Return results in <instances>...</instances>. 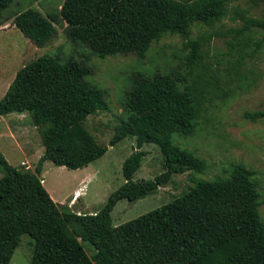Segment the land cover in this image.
<instances>
[{"label":"trees","instance_id":"trees-1","mask_svg":"<svg viewBox=\"0 0 264 264\" xmlns=\"http://www.w3.org/2000/svg\"><path fill=\"white\" fill-rule=\"evenodd\" d=\"M12 0H0V25L8 18L35 46L47 43L56 20L64 34L96 57L143 56L164 34L184 38V65L201 57L199 39L189 38L194 22L210 23L224 13L225 0H62L57 12L42 15L27 7L4 16ZM264 31V20L245 29ZM89 68L71 56L41 55L19 67L0 97V115L26 113L43 147L34 169H17L0 153V264H8L21 234L32 240L28 264H264V222L252 172L232 164L226 177L193 181L180 196L122 223L110 212L120 199L152 194L173 174L201 172L204 162L170 144L172 134L190 135L203 96L198 83L180 72H133L122 91V112L113 115L108 145L126 136L134 148L121 164L124 181L93 213H76L52 201L41 184L44 161L76 169L102 155L82 124L86 115L108 110L104 92L87 82ZM204 89V88H203ZM251 120L264 111L244 112ZM145 142L158 146L162 170L132 180ZM85 242L91 248L87 253Z\"/></svg>","mask_w":264,"mask_h":264},{"label":"rangeland","instance_id":"rangeland-1","mask_svg":"<svg viewBox=\"0 0 264 264\" xmlns=\"http://www.w3.org/2000/svg\"><path fill=\"white\" fill-rule=\"evenodd\" d=\"M61 1L12 0L4 16L27 7L37 9L42 15L55 14ZM223 9L218 20L190 25L189 38L199 39L201 44V57L191 67L184 65L185 40L177 34H164L151 41L143 56L126 53L99 58L86 46L70 41L64 34V24L58 20L52 23L54 34L50 40L39 47L19 32L11 18L1 24L0 97L15 71L26 62L41 55L61 60L71 56L89 68L85 80L103 90L108 104V110L88 114L82 120L94 139L107 147L105 152L85 168L67 169L45 161L46 171L39 174L44 179L42 185L56 194L69 192L80 170L86 169L83 170L88 172L83 180V212L98 210L107 195L123 183L121 164L134 148L132 136L107 144L113 115L122 112V91L129 76L135 71L180 72L186 74L188 83L196 80L195 84L202 86L197 94L204 99L198 102L199 114L193 132L188 136L172 134L170 144L201 159L204 168L201 172L186 170L173 174L152 194L134 201L118 200L110 212L111 223H122L180 196L193 181L226 177L232 164L243 165L252 172L251 179L256 182L259 195L258 212L264 222V116L251 120L243 115L264 111V31L256 26L242 27L249 25L250 19L264 20V0H225ZM18 144L24 149L38 146L36 128L26 113L0 115V153L8 163L22 170L18 165L21 158ZM140 149L144 154L132 180L148 179L162 170L157 145L145 142ZM26 169L32 171L34 166ZM32 243L27 234H21L8 264H28ZM82 246L90 253L88 244L83 242Z\"/></svg>","mask_w":264,"mask_h":264},{"label":"crops","instance_id":"crops-1","mask_svg":"<svg viewBox=\"0 0 264 264\" xmlns=\"http://www.w3.org/2000/svg\"><path fill=\"white\" fill-rule=\"evenodd\" d=\"M42 151H43V147L41 144H39L38 146L29 147V148H27V146H26L25 149L23 146L19 145V153L21 154V158L18 161V165L21 166L22 168H24V165L20 164V162H24V164H26L28 168H31V166L33 167L37 161V158L41 155ZM44 163H45V161L41 165L40 172L46 171V170H44ZM9 164L12 165L11 163H9ZM86 165L83 167H79V168H85ZM61 167H64V166H61ZM83 170H86V169L80 170L82 172H80L78 178H76V180L74 181V183H73L74 187H72V189L69 192L56 194V193H54V191L52 189L49 190L48 188L44 187V185H42V186L47 191V193L50 196V198L52 199V201H54L55 203L66 204L69 206V208L73 212L84 213L83 212V210H84V206H83L84 205V201H83V198H84L83 180L85 178H87L85 176L88 175V172L83 171ZM40 172H39V174H40ZM43 183H44V179L41 177V184H43ZM93 212H91V213H93Z\"/></svg>","mask_w":264,"mask_h":264},{"label":"built area","instance_id":"built-area-1","mask_svg":"<svg viewBox=\"0 0 264 264\" xmlns=\"http://www.w3.org/2000/svg\"><path fill=\"white\" fill-rule=\"evenodd\" d=\"M20 164H23L24 165V168H28L26 164H24V162H20Z\"/></svg>","mask_w":264,"mask_h":264}]
</instances>
